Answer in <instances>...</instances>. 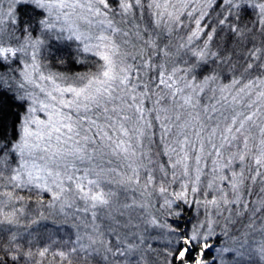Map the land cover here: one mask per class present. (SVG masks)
<instances>
[{
	"label": "snow or ice",
	"instance_id": "obj_1",
	"mask_svg": "<svg viewBox=\"0 0 264 264\" xmlns=\"http://www.w3.org/2000/svg\"><path fill=\"white\" fill-rule=\"evenodd\" d=\"M0 264H264V0H0Z\"/></svg>",
	"mask_w": 264,
	"mask_h": 264
}]
</instances>
